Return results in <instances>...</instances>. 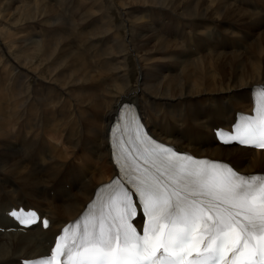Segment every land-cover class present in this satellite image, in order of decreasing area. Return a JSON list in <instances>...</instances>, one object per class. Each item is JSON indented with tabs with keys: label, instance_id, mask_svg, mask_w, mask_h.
Masks as SVG:
<instances>
[{
	"label": "bare ground",
	"instance_id": "bare-ground-1",
	"mask_svg": "<svg viewBox=\"0 0 264 264\" xmlns=\"http://www.w3.org/2000/svg\"><path fill=\"white\" fill-rule=\"evenodd\" d=\"M224 2L228 6L221 0H114L113 22L122 19L127 27H108L105 19L93 38L88 29L95 31V19L112 7L87 0L72 13L80 32L68 14L62 26L43 31L45 36L26 40L31 35L26 32L17 42L23 51L43 46L40 53L48 57L53 51V58L45 72L26 59L16 64L9 56L3 65L0 60V125L5 124L0 212L21 203L39 209L53 220L49 231L40 232L45 238L77 217L116 173L109 134L124 103L136 107L156 139L198 157L230 161L242 173H264V152L220 146L212 134L214 127L232 124L238 112L251 110L252 94L264 84V0ZM139 7L142 18L134 14ZM50 14L59 16L54 10ZM46 18L30 17L17 26L23 30L40 20L41 27ZM62 32L67 37L60 40ZM73 36L80 40L77 46ZM78 49L80 55L92 54L91 67ZM196 55L198 60H190ZM127 61L131 69L124 66ZM35 118L38 124L32 126ZM10 123L17 131L7 130ZM61 140L65 146L53 142ZM6 223L0 220V226L9 227ZM44 250L35 234L0 232V264L42 256Z\"/></svg>",
	"mask_w": 264,
	"mask_h": 264
},
{
	"label": "snow or ice",
	"instance_id": "snow-or-ice-1",
	"mask_svg": "<svg viewBox=\"0 0 264 264\" xmlns=\"http://www.w3.org/2000/svg\"><path fill=\"white\" fill-rule=\"evenodd\" d=\"M239 138L264 146V117L242 124ZM143 165V174L131 165L124 169L134 193L121 186L109 197V211L101 208L86 218L71 245L62 246L61 236L50 257L32 264H61V256L66 264H228L229 253L230 264H264V176L169 160L173 187L158 168V175L150 174L154 163L146 159ZM136 203L146 218L142 233L129 222L137 215Z\"/></svg>",
	"mask_w": 264,
	"mask_h": 264
},
{
	"label": "rangeland",
	"instance_id": "rangeland-1",
	"mask_svg": "<svg viewBox=\"0 0 264 264\" xmlns=\"http://www.w3.org/2000/svg\"><path fill=\"white\" fill-rule=\"evenodd\" d=\"M86 1L87 0H0V9H2V8H3V10L5 9L4 11L0 10V15H1V17H0V51L6 52V57L0 59L2 61V65L3 64H7L6 61L9 60V56H10L13 59V62L16 63V64L20 63V60L21 59H26L27 60V63H29L30 65L34 64V65H32L34 68L36 66H40L42 68L44 67L43 69L41 68V71H44L45 72L46 71L45 70V66H46L45 63L48 60H51L53 58V51L50 52L49 55H48V57H47V56H45V53L44 52H41L40 53V51H39V49L40 50L43 49L42 51H45L44 50V47L42 46V47H38L37 48L38 51H34L35 53L33 52V49H30V51L27 54L26 51H23L18 46L17 42H19L22 38H24L25 34H27V33L28 34H31V35L30 36L28 35V37L26 38V40H28L29 38H32V37L37 38L36 36H40V35H44L45 36L44 32L46 30H51L52 28H55L56 26L57 27L60 26V25L62 26V22L65 21L63 14L65 16L68 14L70 16V18H71V23H74L78 19L75 16L79 12L78 9H80V7L82 5H84L83 3L86 2ZM90 1L95 2V3H100V4H106L107 3L106 0H90ZM103 1H106V2H103ZM224 1L225 0H221V5L222 6H228V4L226 2H224ZM113 3H114V0H112V1L111 0L110 1L108 0V3L107 4L111 5V7H112L111 10L112 11L110 9H108L107 7H105L104 13L101 15V17L98 18V19H95V22L98 24V26L95 28V31H92V30L88 29V33L93 34V38L96 37L102 31V29L104 28L103 25H102V21L105 20V19L109 22L108 27L115 26V25L117 26L119 23L122 26H124V25L126 26V24H123L124 21L122 19L121 20L119 19L120 21L117 20L116 21V23L118 22L117 24L115 22H113V15H115L116 14L115 12L118 11V7L116 6L115 3L114 4ZM7 8L10 9V10H7ZM66 8L69 10L68 12H67V9ZM115 8H116V10H115ZM50 10H54V11L58 12L59 16H54L53 14H50ZM72 13H74L75 15H73ZM46 14H47V18L43 22V25L41 27L39 26L42 23L40 20H36L37 22L35 21L33 23L25 24L24 26H27V27L24 28L23 30L22 29L20 30L19 29L20 26H17V25H20L21 23L29 22V21H31V20H33L35 18L40 17L41 15H46ZM61 14H62V16H61ZM134 14L142 18L143 12H142L141 8L139 7V11H135ZM49 16L50 17L51 16H54V18L52 17L50 19ZM30 17H31V20H30ZM152 17H151V19H152ZM156 26H160V24L159 25H156ZM85 27L86 26H83V28H85ZM239 27H240V25H239ZM74 28H75V31L76 32L78 30L80 32L81 26L78 23L75 22L74 23ZM34 32H37V33H34ZM86 32H87V30H86ZM61 36H62V39L66 38L67 37L66 32H64V33L62 32L61 33L60 40H62L61 39ZM73 37H74V40L76 41V46H77L78 43L80 42V40H79V38H76L75 36H73ZM86 38H87V35H86ZM26 43H30V42L28 41ZM86 44L87 43H85V45ZM88 46H90V45H88ZM192 49H193L194 53H196V49H194V48H192ZM94 51H96V48H94ZM77 52L80 55L79 49L77 50ZM24 53H25V56H24ZM245 53H250V52L248 50ZM17 54H18V56H17ZM31 54H33V55L31 56ZM205 55L209 56L210 54H206V53L203 54V56H205ZM35 56H37L38 58L35 57ZM80 56L83 58V61H86L89 64V66L91 67L92 54L88 51L86 54H83V55H80ZM197 56L198 55L195 56L196 58L193 57L190 60H192V59L193 60L194 59L195 60H198V57ZM131 57L132 56H130L129 58H131ZM154 57H157V55L154 56ZM202 57H200L199 59H201ZM44 59H46V60H44ZM17 60H19V61L17 62ZM28 60H29V62H28ZM131 63H132V61H130V62L127 61L124 66H128V68L131 69V66H130ZM8 64H11V63H8ZM2 70H3V68H2ZM97 71L100 72L101 69H98ZM203 98L204 97L201 96L199 98V100H202ZM228 98L229 97H227V95H226V96H224L223 100H227ZM235 103L238 106V103L237 102H235ZM194 110H195L196 113H198L199 110H200V107L198 105H196V108ZM202 114H203V112L201 113V117H202ZM170 119L176 125V128H179V126L177 125V121L178 120L175 117H173V116H171ZM191 122H192V124H195V122L193 120H191ZM30 124L32 126L37 125L38 124L37 119L35 118V119L30 120ZM4 125H2L3 128H4ZM15 126L16 125L10 123L9 126H5V127L7 128V130L10 128V129H12L11 131L15 132V131H17V128ZM2 127L0 125V128H2ZM19 133L20 132H18V134ZM55 139L57 140V138H55ZM14 142H15V144H17V141L16 140ZM53 142L54 143L56 142L55 143L56 145H59L60 144L59 146H65L64 143L62 142V140L60 142H62L63 144L60 143V142H58V141H53ZM21 148H22V146L19 147V150L20 151H21ZM29 149H31V147ZM53 149H54V146H53ZM53 149H52V151H53ZM0 151H1V149H0ZM52 151H50L49 154ZM31 155H32V153H31ZM228 162H230V161H228Z\"/></svg>",
	"mask_w": 264,
	"mask_h": 264
},
{
	"label": "trees",
	"instance_id": "trees-1",
	"mask_svg": "<svg viewBox=\"0 0 264 264\" xmlns=\"http://www.w3.org/2000/svg\"><path fill=\"white\" fill-rule=\"evenodd\" d=\"M200 111V110H199ZM202 111H203V108H202V106H201V113H202Z\"/></svg>",
	"mask_w": 264,
	"mask_h": 264
}]
</instances>
